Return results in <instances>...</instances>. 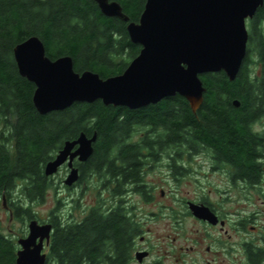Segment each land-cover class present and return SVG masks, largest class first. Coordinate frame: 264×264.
<instances>
[{"label": "trees", "instance_id": "16d2710c", "mask_svg": "<svg viewBox=\"0 0 264 264\" xmlns=\"http://www.w3.org/2000/svg\"><path fill=\"white\" fill-rule=\"evenodd\" d=\"M111 1L121 4L129 23L139 22L146 3ZM263 12L264 6L251 25L247 57L236 80L229 81L223 71L201 77L206 92L196 114L185 98L176 95L138 110L105 106L99 100L41 115L33 103L35 85L20 76L14 59L18 44L36 36L52 60L70 56L77 72L92 71L104 79L122 74L141 47L131 42L128 23L105 17L93 0H0V264H16L20 249L18 240L2 227L4 202L22 224L37 219L32 206L42 203L54 186V176L45 174L46 165L81 134L96 135V142L90 159L75 165L80 171L76 186L95 176L100 187L97 201L77 220L57 213L63 205L58 200L48 219L53 233L46 264H125L129 260L138 227L112 184L116 173L121 185L128 179L138 184L140 177L134 172L130 177L122 172L128 174L137 165L143 147L131 148L127 143L140 129L163 128L159 135L163 144L212 145L219 158L246 163L254 148L245 129L264 113V34L258 27ZM252 48L260 55L259 75L251 70L257 66L250 59ZM235 100L239 107L234 106ZM73 204L79 210L80 198ZM25 233L21 231L20 238Z\"/></svg>", "mask_w": 264, "mask_h": 264}, {"label": "water", "instance_id": "95a60500", "mask_svg": "<svg viewBox=\"0 0 264 264\" xmlns=\"http://www.w3.org/2000/svg\"><path fill=\"white\" fill-rule=\"evenodd\" d=\"M93 1L105 17L128 23L129 38L141 51L122 74L104 79L92 71L77 72L70 56L52 60L36 36L18 44L14 59L20 76L35 85L33 103L41 115L99 100L105 106L138 110L176 95L196 114L206 92L203 75L223 71L229 81L236 80L247 57V21L264 5V0H146L139 22L129 23L118 2ZM233 104L240 106L237 100ZM95 142L96 135L85 134L67 142L45 174L53 176L67 165L65 185L73 187L80 179L74 160L87 162ZM188 206L196 218L218 223L208 207ZM52 233L50 223L31 220L27 236L17 241L16 264H46Z\"/></svg>", "mask_w": 264, "mask_h": 264}, {"label": "flooded vegetation", "instance_id": "af4514ba", "mask_svg": "<svg viewBox=\"0 0 264 264\" xmlns=\"http://www.w3.org/2000/svg\"><path fill=\"white\" fill-rule=\"evenodd\" d=\"M256 16L257 13L253 19L247 21L250 26L256 20ZM262 17L264 18V12ZM263 25L264 20L258 27ZM255 54L257 57L260 56L257 51ZM257 60L259 66H262L259 58ZM251 62L254 63L252 59ZM245 130L248 131L249 137L253 140L251 144L254 152L251 158L242 164L219 158L220 155L212 145L200 147L194 144L193 147L188 148L186 145L177 143L163 144L159 139L163 128L146 126L131 137V141L127 145L131 148L142 146L143 149L137 153L140 157L136 159V167L130 169L128 174H125L127 171L122 173L130 177L131 173L134 172L140 177L137 181L138 184H133L128 179L126 183L121 185L118 173H116L112 184L113 190L122 194L121 198L125 202L128 215L138 227V235L132 241L131 256L125 264H264V259L261 257L264 253V226L255 221L252 222L254 218L261 217L262 212L257 211L249 216L237 214V220L231 222L229 213L222 208L223 205L219 209L206 200L208 193H211L210 184L216 177L222 183L227 184L225 191L222 192L226 195L237 196L249 203L255 197L264 199V113L256 118L252 126ZM140 139L145 141L140 143ZM77 162H80L78 158L74 160V167H76ZM115 163L118 167V158L115 159ZM186 165L191 166V168L185 169ZM69 172L70 170H68ZM187 177L194 179L191 182L197 188L194 191L196 197L193 201H184L187 205L186 210L190 217L196 221V224L200 225L207 236L212 239L211 245L206 248L211 259L203 257V255H201L202 258L198 259L196 256L184 252V250L187 252L190 250L198 251L202 247L200 243L202 236L195 238L191 248L181 246L178 248L179 255L172 254L166 244L161 245L162 243H156L149 238L148 233L151 230L147 228L142 217V206H139V200L151 204L160 184L169 181L179 184ZM199 177H203L208 182L207 185L199 180ZM69 189L71 190V188ZM216 191L219 192V188H216ZM160 192L162 196L165 195L163 190ZM74 201L73 199L68 205L72 206ZM191 202L208 207L217 217L218 223L212 224L193 216L188 206ZM262 210L264 212V209ZM159 213L163 215L161 218L168 220L167 228L171 226L174 229L179 228L180 223L175 208L163 205L162 208H159V212L153 216H158ZM249 226L251 230H249ZM250 233L257 234V237H249ZM159 238L160 236L158 240ZM229 260L231 262L227 263Z\"/></svg>", "mask_w": 264, "mask_h": 264}, {"label": "rangeland", "instance_id": "374dc122", "mask_svg": "<svg viewBox=\"0 0 264 264\" xmlns=\"http://www.w3.org/2000/svg\"><path fill=\"white\" fill-rule=\"evenodd\" d=\"M247 26L250 34V32L253 31L252 26H250V23H247ZM261 32L264 34V25L261 26ZM256 55L255 49L252 48L250 58L257 64V66H252L251 70L254 75H259L261 66H259L257 63V59L259 57ZM189 168H191V166L186 165L185 169ZM68 170V166L65 165L58 171V173L53 175L54 186L47 193L45 200L42 203H37L32 206L34 212L37 215L38 221L48 223L51 212L55 210L58 205V200L63 202V205L60 206L57 213H61L65 218H75L77 220H81L85 216L88 209L96 203L98 190L100 189L96 177H91L90 181L80 184L79 186L67 187V185H65V180L69 175ZM191 180L194 179H189L187 177L179 184L173 181L160 184L159 189L156 192L155 199L151 204H147L142 200H139L138 203L139 206H142V217L146 222V226L151 230V232L148 233L150 239L156 243H162L161 245L166 244L172 254L176 253L179 255V247L182 246L183 248H186V246H188L191 248V246L194 244L193 242L195 241V238L202 236L200 239L202 247L199 248L198 251L190 250L187 252V250H184V252L196 256L198 259L202 258L201 255L211 259V255L207 253L206 248L207 246L211 245L212 239L209 238L205 230L202 229L200 225L196 224V221L190 217L188 211L186 210L187 205L184 203L185 200L193 201V199L196 197L194 191L197 187L193 185ZM199 180L205 182V185L208 183L203 177H199ZM210 185L211 193H208L209 195L206 200L219 209L223 205L224 207L222 208L225 212L229 213L231 222L237 220V214H241V216H249L254 212L261 211L262 216L254 218L252 222L255 221L261 226H264V212L262 210L264 209V199L255 197L251 199L249 203L237 196L235 197L229 196L228 194L226 195L222 192L225 191L224 189H226L225 187H227V184L222 183L217 177L212 180ZM68 188H71V190ZM216 188H219V192L216 191ZM161 190L165 192L164 196L160 194ZM79 198L81 203V208L79 210L73 209L75 204L72 206L68 205L73 199L77 200ZM161 205L175 208L178 216V222L180 223L178 229H174L173 226L167 228L166 225L168 224V220L161 218V216H163L162 214L159 213L158 216H153V214H157L159 212V208H162ZM1 224L5 233L13 235V237L17 240L20 238L21 231L26 232V235L28 234V223L26 222L22 224L20 221L15 220L13 215H11L10 210H8V205L6 202L4 203V207L1 209ZM249 230H251V227ZM168 235H170V237H168ZM159 236L160 238L158 240ZM249 237H257V234L250 233ZM232 239L236 240L235 238ZM46 250L47 248L45 249V252L47 253ZM229 262H231V260H229L227 263Z\"/></svg>", "mask_w": 264, "mask_h": 264}]
</instances>
